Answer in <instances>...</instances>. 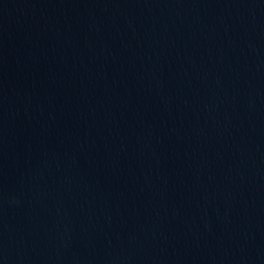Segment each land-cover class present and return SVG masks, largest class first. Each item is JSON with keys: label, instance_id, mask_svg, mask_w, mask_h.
<instances>
[{"label": "water", "instance_id": "95a60500", "mask_svg": "<svg viewBox=\"0 0 264 264\" xmlns=\"http://www.w3.org/2000/svg\"><path fill=\"white\" fill-rule=\"evenodd\" d=\"M0 264H264V0H0Z\"/></svg>", "mask_w": 264, "mask_h": 264}]
</instances>
